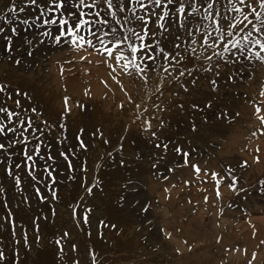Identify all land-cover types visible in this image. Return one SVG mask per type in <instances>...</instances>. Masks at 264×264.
Wrapping results in <instances>:
<instances>
[{
	"label": "rangeland",
	"instance_id": "rangeland-1",
	"mask_svg": "<svg viewBox=\"0 0 264 264\" xmlns=\"http://www.w3.org/2000/svg\"><path fill=\"white\" fill-rule=\"evenodd\" d=\"M225 3L216 6L221 16ZM13 6L15 13L8 11ZM0 15L5 17L0 84L6 86L0 106L20 112L22 120L31 117L43 129V135L35 134L43 143L29 135L30 129L25 135L31 144L0 152V252L5 256L0 264H264V125L258 119L264 115V51L249 46L235 58L225 53L227 62L197 60L184 52L187 45L181 41L178 69L185 75L178 69H170L172 75L149 70L146 83L87 45H55L39 37L44 44L27 55L26 40L49 27L56 31L55 26L36 27L39 10L29 0H0ZM221 22L227 28V21ZM111 26L120 27L115 21ZM172 29L171 35L156 29L166 50L177 34L175 25ZM232 31L233 40L243 35ZM81 34L95 39L86 29ZM179 34L189 39L182 30ZM4 36L14 42L11 54ZM195 38L199 41V33ZM196 47L199 53V43ZM0 123L12 126L6 117ZM38 145L33 181L16 165L23 148L32 154ZM60 152L69 156L73 170ZM211 173L223 177L219 198ZM232 177L236 191L228 187Z\"/></svg>",
	"mask_w": 264,
	"mask_h": 264
},
{
	"label": "snow or ice",
	"instance_id": "snow-or-ice-1",
	"mask_svg": "<svg viewBox=\"0 0 264 264\" xmlns=\"http://www.w3.org/2000/svg\"><path fill=\"white\" fill-rule=\"evenodd\" d=\"M220 2L221 0H45V4L41 6L38 0H29L30 5L39 10V15L35 17V20L41 21V23L36 27L55 26L56 31L54 33L49 27V30L37 32L33 39L26 40L24 43L29 49L27 51L29 56L33 55L34 50L39 45L44 44V40L39 39V37H47L55 45H60L62 41L80 48L87 45L100 55L105 56L106 59H115L116 63L127 74L133 72L140 74V78L146 83L149 70L159 72L160 69H163L164 72L172 75L173 72L170 69H178L183 60L181 52L178 51L181 49V41L187 45L184 52L197 60L203 57L206 61H212L214 57H218L220 60L227 62L225 53L229 57L235 58L237 54L244 55L246 49L251 50L249 46L258 47L261 51H264V0H226L223 16H221L219 8L216 7ZM197 4H199V7L196 6ZM8 11L15 13L17 9L13 6ZM19 11L24 12L25 8L21 7ZM232 13H236V15H232ZM49 16L51 18H48ZM42 17L45 18L41 19ZM190 17L191 19H189ZM4 19L5 17L0 15V21ZM113 21L120 27L111 26ZM221 21H227V28ZM21 23L28 24L29 22L28 20H22ZM130 24H136L137 26L129 28L128 25ZM33 25H35V21L29 27ZM172 25L176 26L177 34L171 41L172 49L166 50L165 47L161 46L160 41L156 39L158 35H161L156 29H162L163 32L171 35ZM85 29L91 37L95 38L94 40L85 39V36L81 34ZM237 29L243 35L239 39L233 40L231 39L234 35L232 30ZM180 30L185 32L189 39L184 40L179 34ZM3 32L4 29L0 28V33ZM11 32L13 35H19L15 28H12ZM254 32L256 36H253ZM196 33H199V41L195 38ZM3 38L6 41L5 50L11 54L14 51V42L10 36H4ZM198 43L201 49L199 53L196 47ZM97 44L102 47H98ZM209 50L210 54H206ZM253 55L259 57L260 54L259 52H253ZM161 57L168 62L167 65L161 62ZM261 60L264 62V58H261ZM152 62H157L159 67H150ZM232 62H239L238 58L233 59ZM15 63L19 64L20 61L16 60ZM109 67L112 71H116V68L111 64ZM218 68L219 64L216 65V69ZM178 70L179 76L185 75L184 69ZM204 70L212 71L213 69L205 66ZM211 83L215 85L216 81L213 80ZM5 92L6 86L0 84V93ZM260 95L264 97V91ZM11 99V94H8L7 100ZM15 104L18 108L20 107L18 100L15 101ZM32 111L35 112V109H32ZM260 111L261 109L257 107L256 113L258 114ZM20 116V112L9 111L6 107L0 106V120L6 117L12 123L11 127L0 123V137H7L6 143L0 141V152L7 153L8 148L14 149L17 144H31L32 141L25 135V133H29L30 129L32 131L29 135L35 136L37 141L43 143L40 136L35 135L36 132L43 135V129L34 126L31 117L25 121L20 119ZM258 119L264 125V115L258 116ZM8 133L12 135L8 136ZM152 135L155 136V132ZM77 139L79 140V137ZM79 147L86 149L87 146L82 140H79ZM156 147H161V145L157 144ZM163 147L167 149L168 146L165 144ZM71 151L69 149V152ZM175 151L177 153L181 152L179 148ZM15 154V152L12 153V155ZM20 155L22 162L18 163L16 168L24 167L28 171V175L35 181L36 177L33 175V170L36 161L33 159V155L40 156L39 145L33 149L32 154L29 153L27 148H23ZM59 155L67 162V167L73 170L74 166L69 156L64 152H60ZM183 155L187 156L188 154L184 153ZM41 159H44V157H41ZM46 159L54 160V156L47 155ZM28 161H32V163L28 164ZM0 163L4 162L0 161ZM5 167L7 174L11 176L12 171L7 168V165ZM193 168L197 174L201 171L198 166L193 165ZM83 170L87 171V169ZM44 171L48 177L54 180L52 171H49L48 168H45ZM231 172L232 170L229 169V177H231ZM211 175L216 180L217 197L219 198V185L223 177L217 178L219 175L217 173H211ZM15 181L16 185L19 186L20 179L18 176L15 177ZM260 183L264 185V181ZM236 184L237 179L232 177L231 183L228 185L229 189L236 191ZM93 187L95 185L88 188L89 194H91ZM2 191L3 189H0V192ZM129 191L135 192L136 189L133 187ZM37 194L39 195V190H37ZM41 198L43 199V197ZM205 200L207 201V197ZM88 211H91V209ZM142 211L147 212L148 209L143 208ZM83 222L88 223L86 214L83 216ZM73 250H75V246H73ZM4 259L3 252H0V261Z\"/></svg>",
	"mask_w": 264,
	"mask_h": 264
}]
</instances>
